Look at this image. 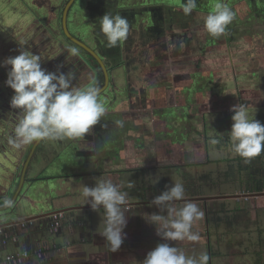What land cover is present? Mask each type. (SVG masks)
Returning a JSON list of instances; mask_svg holds the SVG:
<instances>
[{"label": "rangeland", "instance_id": "rangeland-1", "mask_svg": "<svg viewBox=\"0 0 264 264\" xmlns=\"http://www.w3.org/2000/svg\"><path fill=\"white\" fill-rule=\"evenodd\" d=\"M58 1L60 0H14V2H11V0H0V36L6 39L5 45H0V57H2L3 54L5 57L2 58L5 59L7 55L10 57L15 56L19 54V50H25L40 56L43 69L49 72H56L57 74L63 72L64 67L69 69L75 66L78 70L77 81H79V84L82 82L85 86V84L88 82L90 83L92 79L91 71L88 67L89 65L87 64V66L80 60V56L85 60L86 55L79 51L77 55L70 53V48H76L78 50V47L66 40L61 34V22L58 21V18H55L56 16L54 17L52 15L56 11V7L53 5L56 2L58 3ZM145 1L146 0H80L69 18V30L73 35L82 39L91 47L100 48L101 54L99 55L105 59L104 62L106 61L112 69L111 77L115 80V86H117L118 89L124 88L126 90V85L130 86V88L138 85L144 86L148 84V81H150L149 84L153 83L157 85L159 81L163 80L161 75L166 78L170 74V71L164 69L167 68L165 66L166 63L169 65L171 57L160 52L163 51L162 46H164L163 41L165 40L159 43L158 41L151 40L152 38L145 37L143 40L138 38L137 41H134L131 40V30L128 29L126 38L121 41H126V43L120 44V42H118L115 47H108L106 39L99 31L98 21L100 18L109 12L112 15H121L120 10H124L125 6L130 5L132 9L136 11V22H134V24L136 26L140 25L142 31L147 34L148 31L140 22L142 18H144L145 21L148 19V23L146 22L147 26L151 24L150 15L148 17V14L143 10L144 7L140 6V4H144ZM159 1L161 2L160 5L164 8V14L170 10L180 12L179 9L173 6H179L177 4L184 5L186 2V0ZM239 1L240 0H196V7L194 9L200 8L208 10L215 8L219 3L229 6ZM168 2L172 7L163 6ZM12 4L14 6H11ZM151 8H154V6ZM33 15L37 16V18ZM40 18H44V22H39ZM249 27L251 28V35H247L244 39L248 43L247 52L237 51L238 54L234 55L233 52H236L235 49L231 47L228 48L229 44H226V47L223 46V48L227 49L225 50L227 54H219V52H223L221 50L224 37L220 40V49L217 50V48L215 49L212 46L207 47L210 50V53L207 54L209 60L207 63L209 66H212V60L216 56H222L225 60L222 64L218 65V67L213 68L212 71H206L208 79L214 83L218 81V83L216 82V84H218L216 91L230 88L229 91L235 92L237 98L240 100L241 95L244 94L241 93L243 91L241 82L248 85H251V83L249 78L240 81L237 78L239 76H255L259 74L257 73L259 69H263L264 72V26L260 25L258 20H255ZM92 32L100 37L96 39L91 35ZM133 38L135 39L134 36ZM166 38L172 47L182 38L181 32L168 33ZM98 41L100 42L98 43ZM154 42L160 45L158 44V46ZM133 45L140 48L142 52H140L139 49L136 53L132 48ZM4 47L8 48V50H4ZM142 49L145 50L143 51ZM253 59L257 61V65L253 66L252 69L248 68L247 65H249V60ZM218 61L219 63L221 62L220 59H218ZM229 63L232 64V66H230ZM182 73L184 76H188L191 71L187 70ZM210 73L213 74L211 79ZM186 79L187 77H185L184 81L182 79L180 84L189 86L191 82L189 80L186 81ZM208 79L202 86H200V84L197 87V89L202 88V92L198 90V92L196 91L192 95L185 91L174 92V105L176 106L174 110L178 112L177 116H180V118L177 119V117H174V120L173 117L170 116L167 119L169 123V129H167V131L171 132V141H166V144L167 142L169 144V142H175L179 137L173 135L175 132L179 134L184 130V126L182 125V109L184 107L192 105V108L204 107L207 111L217 112L215 114L218 116L215 117V114H211L207 120V127L205 129L202 128L207 134V144L212 150H208L206 146V155L200 156L196 161H192L193 163L188 165L190 167L189 171L186 163L184 166L182 161L177 163L175 155L170 160H166L167 154L165 153L159 156L158 151H156V145H149L147 150L140 149L139 152L141 154L136 153L127 145L128 139L124 143V150L120 148L122 143L120 144L121 141L118 143V140L114 141L119 145L113 143V147H109L106 150L98 146V150L106 151L103 153L102 159V155L100 152L96 153V150L91 157L87 154L86 157H84L83 154H85L86 151L77 149L76 153H79V157L82 159H76V162L73 149H75L74 145L78 144L80 142L79 139L82 138H64L56 140L46 139L39 144L30 162L27 177L35 175L56 176L57 174L75 171V168L84 171L85 167H83V165H81V167L77 166L84 163L92 164L95 158H99L101 159L99 163L103 165V170L95 172L97 175L79 179L78 183H80L81 186L83 184H88L94 187L98 178L111 179L113 183L122 186V191L128 193V200L131 204L138 203L139 201L147 202L151 199V195L154 194L158 196L171 187L174 182L179 181L183 184L185 189L184 199L193 195L205 197L210 201L215 199L213 202L209 201L208 204L195 202L203 212L202 218L196 221L192 228V231L198 234V239L195 241H189L187 239L183 241H164L157 235L155 225L147 222L144 218V214L146 213L166 215V212L160 213V209L152 205L148 207L133 205V212L131 213V211H128L125 213L127 221H129L133 213L140 211L141 213H136L137 221H141L140 224L143 229H149L146 233L140 231L131 238L143 240L153 238L156 241V246L160 243H169L170 246L182 249L187 256L198 257L200 254L206 253L209 257L208 264H260L257 258L258 254L264 249V194L261 196L256 195L259 197H252L244 194L249 193V191L252 193V190L258 183L254 178L257 179L259 174L264 173V151H262L259 156L251 158L249 162H245L243 158L232 151V142L230 138L227 137L231 131L233 124L232 115L234 113L231 111L232 108H223L220 104L214 103L212 105L208 102V100L213 97L210 90H213L214 87L212 82H208ZM203 85L206 86L203 87ZM207 85L213 87H208ZM138 88L140 89L141 87ZM160 90L163 91L162 87ZM251 90H255L252 85L249 94L251 96H249V98L254 96ZM164 93L165 91L163 94ZM102 96L103 95L98 96V99ZM221 98L224 97L222 96ZM107 99L115 100L111 95L110 98ZM238 102L239 101H237V103ZM251 103L252 100L247 104L250 118L256 119L264 124V106H258L261 103L256 105L253 104L252 106ZM8 122L9 120L6 119V117L0 118V135L6 131L5 129ZM173 123L174 125L171 126L170 124ZM177 123L180 125H177ZM176 126H178V128H176ZM219 127H221V129ZM155 131L157 132V129ZM91 132L92 131H89V133ZM122 132L127 136L130 134L128 131L127 133L125 131ZM145 140V138L142 139L143 142H145ZM212 140H216L217 143L213 144ZM162 143L164 144V142ZM32 144L21 148H15L11 144L8 145L7 150L0 153V196H2L1 194L6 190L8 194L12 192V190H8L9 183L13 184L14 181V186L19 183V176L21 175L23 165ZM71 145L73 146L71 147ZM76 146L80 147V145ZM177 151L179 150L177 149ZM111 152L114 157H111V159L115 162L111 161L110 164H107V159L105 157ZM170 153H174V149L170 151L169 154ZM97 154H99V156H96ZM176 154H178V152ZM141 157L146 159L142 160ZM208 157L212 163H208ZM199 160L203 163L198 164ZM38 165H40L39 171ZM164 165L165 168L163 167ZM85 171L89 172L92 171V169L90 167ZM185 175L191 178L194 183L189 182V178L186 179L184 177ZM199 175H201V178L198 181ZM150 180H153V182L150 183ZM69 181L74 183L75 179L69 178ZM129 181L133 182L132 187L128 186ZM149 184L151 185L149 186ZM28 185L31 186L29 182H25L19 196V202L15 205L17 206L15 208L16 210L14 209V211L9 213L8 217L14 218L15 216V218H18L28 211L29 204H27L26 201ZM71 186L72 185L68 186L70 191L82 188L76 185L71 188ZM124 188H128V190L125 191ZM29 192L28 195L30 194L35 202L38 194L37 187L35 186ZM238 193L243 194V196L239 197V201L231 198H221L239 195ZM8 194L6 196H8ZM71 194H68L69 197H76L75 194ZM182 205L183 202H175L176 207ZM23 207H26V209H23ZM49 225L50 222L48 221L43 223V227L46 229ZM30 228L31 225H29L28 228L29 233ZM200 233H203V235L205 234V237L202 238ZM126 238L128 239L129 236L126 235ZM175 243H177V245H175Z\"/></svg>", "mask_w": 264, "mask_h": 264}, {"label": "flooded vegetation", "instance_id": "flooded-vegetation-1", "mask_svg": "<svg viewBox=\"0 0 264 264\" xmlns=\"http://www.w3.org/2000/svg\"><path fill=\"white\" fill-rule=\"evenodd\" d=\"M79 1L80 0H76L73 3L69 11V14H68V22H69V18H70V15L73 9L75 8L76 4ZM11 2H14V0H11ZM68 2L69 0H60L58 1V3L56 2L57 4L55 3L53 5L54 7H56V11L52 15L54 17L56 16L55 18H58V21L61 22L60 23L61 24L60 25L61 34L63 30L62 29V15H63L64 8ZM160 3L161 2L159 0H146L144 4H140V6L144 7L143 8L144 12L148 14V17L150 15V18H151V24L150 25L148 24V26L146 24L148 19H146L145 21V19L142 18V21H140L142 23V26L145 27L146 30L148 31L147 34H145L144 31H142V27L140 25L136 26L134 24V22H136L135 21L136 11L132 9L130 5L125 6L124 10L123 9L120 10L121 11L120 16L128 20L129 30H131V34H132L131 40L137 41L138 38L143 40V38L145 37L152 38L151 40L158 41L159 43L165 40L163 41L164 46H162L163 51H160V52L162 54L165 53L167 56L171 57V61L169 65H167L166 63L165 66L167 68L164 69V70L170 71V74L166 78L163 75H161L163 80L159 81V84L157 85L153 83L149 84L150 81H148V84L144 86L138 85L136 87H132L133 89L130 88L129 86L126 87V90L124 88L118 89V87L115 86V80L113 79V77H111L112 69L109 67V65L105 61V64L108 68L109 75H110V84L100 94L103 96L99 98V101L102 102L106 111H105V114L102 116L100 122L97 125L93 126L92 129H90V131L92 132L86 134L84 138L79 139L80 142L76 145H80V147L74 145L75 149H73V152H74L75 160L82 159L79 157L80 154L76 153L77 149L80 151H83V150L86 151L85 154H83L84 157H86V154L91 157V155L96 150V153L100 152V154L102 155L101 156V159H102L104 155L103 153L106 152L105 150L109 147H113V143L118 144L119 141H121L120 144L122 143V146L120 148L124 150V147H125L124 143L128 139L127 145H129L131 150L135 151L138 154L140 153L139 152L140 149L147 150V147L149 145L150 146L156 145V151H158L159 156H161V154H164V153L167 154L166 160L172 159L173 156L175 155L176 156L175 160L177 161V163H179L181 160H183V158H186L189 161V163L186 164V166L188 167V171H189L190 167L188 165H190V163H193L192 161H196V159L199 158L200 156L206 155V146L208 150H212L209 148V145L207 144L208 137H207V134L202 130V128L205 129L207 127L208 125L207 120L209 116L217 112L216 111L212 112L210 110L207 111L205 110L204 107L192 108L191 107L192 105H187L186 107L182 109V120H183L182 125L184 126V130L181 131L179 134L177 133L174 134V136H179L180 138L178 137L175 140V142H172V143L169 142V144L167 142L166 144V141L168 140L171 141L170 139L171 132L167 131V129H169V125H168L169 123L167 121L168 117L171 116L173 117L174 120H175L174 117H177V119L180 118V116H177L178 112L174 110L176 108V106L174 105L175 104L174 103V92L176 91L186 92L189 89L191 90L195 89V92L196 91L198 92V90L202 92V88L197 89V87L200 84H201L200 86H202V84H204V82L207 81L208 75L206 71L207 70L212 71L213 68L218 67V65L222 64L225 61L222 56H219V57L216 56L212 60V63H213L212 66H209L207 63L209 62L207 58V54L210 53L209 52L210 50L207 47L212 46L215 49L217 48V50L220 49L221 47L220 40L223 37H224V42H223L222 50H221L223 52H219V54L220 53L227 54V51L225 52V50L227 49L223 48V46L226 47V44H229L228 48L231 47L235 49L236 52L232 51L234 55L238 54L237 51L239 52L248 51V47H247L248 43L244 39L245 37H247V35H251V28L249 27V25L253 21L258 20V23L264 26V0H240L237 3H233L227 6L235 13V17L232 20V22L226 26L225 31L218 36H212L211 34H208L204 30V18L207 15L214 13L216 11V7L212 9H208V10H203L200 8L193 9L191 14L186 15L182 10L183 4L182 5L177 4L179 6H173V7L179 9L180 12L175 11V10H170L169 12L164 14V11H163L164 8L160 5ZM219 4L225 5L223 3H219ZM11 6H14V5L12 4ZM153 6L154 8H151ZM158 6H161V7H158ZM163 6L172 7L169 2L165 3V5ZM35 17L37 18V16ZM39 22H44V18H40ZM68 27H69V23H68ZM167 32L169 34L181 32L182 38L178 42H176L175 45L171 47V44L167 41V38H166L168 34ZM91 35L94 36L96 39L100 37L99 35L96 36L93 32L91 33ZM133 36L135 37V39L133 38ZM65 38L69 42L76 45L78 47L79 52H83L86 55L85 60H83L82 56H80L81 57L80 60L83 61L86 65L87 64L89 65L87 66L89 67L91 71V76H92L90 83L88 82L84 86L82 82L79 84L78 83L79 81H77V77H78L77 71L78 70L76 69L75 66H72L69 69L64 67L63 72L65 74L68 73L69 71L74 74V79L72 81V87L84 88L87 86L94 85L100 90L104 85V78L97 64V61L93 59L87 53V51H85L80 46H78L77 44L69 40L66 36ZM80 40L83 41L82 39ZM5 42H6V39L0 36V45L4 46ZM99 42L100 41H98V43ZM123 43H126V41L125 42L120 41V44H123ZM154 43L156 45L159 44L156 42ZM86 44L89 47H91L88 43ZM132 48L134 49L136 53L140 49L138 47H135L134 45L132 46ZM5 49L8 50V48L4 47V50ZM91 49H93L96 53L101 54L99 47H91ZM142 50L144 51L145 49H142ZM140 52H142L141 49H140ZM2 57H5V56L2 54ZM2 57H0V64H2V62L5 60ZM7 57H10V56L7 55ZM218 59L221 60L220 63ZM229 65L232 66V64L230 63ZM255 65H257V61L253 59V60H249V65H247V67L252 69L253 66ZM9 68L10 66L7 68L0 66V118L6 117V119L9 120L8 125H6V129H5L6 131H4L2 135H0V153L7 150L8 145H11V143L8 141H10L14 137V129L17 123L19 122V119L21 118V111L18 109H12L10 106V100L14 94V91L10 87L6 86V83H5V81L7 80V72ZM187 70H190L191 73L188 74V76H184L182 72L187 71ZM258 71L259 72L257 73L259 74L255 76H239L238 78L236 77L239 81L249 78L251 85L255 88V90H251L253 91L252 93L254 96L252 95L253 97L249 98V96H251L249 95L251 85L241 82V86L243 88V91L241 93H244L243 95H241V100L237 98L235 92L229 91L230 88L216 91L217 90L216 87L218 86L216 82L218 83V81L214 83L213 81L208 79L209 80L208 82L209 83L212 82L214 85V87L211 85H207L208 87H213V90H210V92H212L213 97L212 99H209L208 102L212 105L214 103L220 104L222 105L223 108H233V106L238 105V104H244L248 106L247 104L249 103L250 100H252V103H251L252 106L253 104L256 105L260 103L261 104L258 106H264V72H263V69H259ZM212 76L213 74L210 73V79ZM185 77H187L186 81L189 80L191 82L189 86L180 84L181 80L183 79L184 81ZM205 86L206 85H203V87ZM138 87H141V88L139 89ZM161 87L163 91L160 90ZM164 91L165 93L163 94ZM110 95L112 98H115V100L107 99V98H110ZM222 96L224 98H221ZM210 101H212L213 103ZM237 101L239 102L237 103ZM114 111H116L115 113L117 114L113 113ZM217 116L218 115L215 114V117ZM117 122H122V123L118 124ZM173 125L174 123L172 124V126ZM177 125H180V124L177 123ZM176 128H178V126H176ZM156 129H157V132L155 131ZM122 131H125L126 133L128 131L130 132V134L127 136ZM167 132H169V134H166ZM144 138L146 139L145 142L142 141V139ZM114 140L116 141L118 140V143H115ZM162 142H164V144ZM177 142L179 144H177ZM34 143L35 142H33L31 149ZM72 146L73 145H71V147ZM98 146H101V148L105 150L104 151L98 150L97 148ZM173 149H174V153L169 154V152L172 151ZM177 149L179 151H177ZM175 151L176 153L178 152V154H176ZM112 152L110 154L108 153L107 156L105 157L107 159V164H110L111 161L115 162L114 160L110 159L111 157H113ZM96 156H99V154H97ZM101 159L99 158L94 159V161L92 162V166H91L92 170H94L98 164L101 165V167L103 166L101 163H98L100 162ZM141 159L145 160L146 158L141 157ZM200 161L201 160H199L198 164L203 163ZM207 161L208 163H212L209 160V157ZM170 164H167V165H170ZM88 167L86 169H88ZM163 167L165 168V166ZM73 172L74 171L69 172V173H63L62 175H64L65 176L64 178L67 179V178H70L69 176H71ZM89 172L95 173L96 171L95 172L89 171ZM167 175H170V174H167ZM54 177H57V176H54ZM184 177L186 179L189 178L187 177V175H185ZM200 178H201V175H199L198 181L200 180ZM152 182L153 180H150V183ZM189 182L194 183L191 178H189ZM64 183L67 184V182H64ZM18 184L14 186L15 185L14 181H13V184L9 183L8 190H12V192L8 194L6 190L4 193L1 194L2 196H0V206L4 204V200L6 199L11 200V198L13 197L18 187ZM50 184L54 185V187L56 185L52 183ZM150 185L151 184H149V186ZM59 187L61 188V186L56 185V188L59 189ZM7 194L8 196H6ZM42 197L43 196H41L38 193L35 199V202H34V199L32 198V196H30V194L27 195L26 201H27V204H29L28 209L30 207H40L41 205H39V201L40 199H42ZM204 198L205 197H198V195H193L187 199L176 201V202L184 203L185 201H191V202H198L200 204H208L210 200L204 199ZM214 200H211L210 202H213ZM133 205L134 204H131V207L129 208V210L132 208ZM16 207L17 206H15V208ZM23 209H26V207H23ZM57 232H59V230ZM200 234L202 238L205 237V234L204 235L203 233H200ZM175 245H177V243H175Z\"/></svg>", "mask_w": 264, "mask_h": 264}, {"label": "clouds", "instance_id": "clouds-1", "mask_svg": "<svg viewBox=\"0 0 264 264\" xmlns=\"http://www.w3.org/2000/svg\"><path fill=\"white\" fill-rule=\"evenodd\" d=\"M195 7L196 0H186L182 10L188 15ZM234 17L235 13L230 8L217 4L216 11L204 18V30L212 36H218ZM98 23L108 47H115L127 36L128 20L120 15L109 12ZM69 51L74 55L78 53L76 48H70ZM0 66H10L5 81L6 86L14 91L10 106L21 111L14 137L9 141L15 148L46 139L84 138L105 114L96 86L72 87V72H49L42 68L40 56L34 53L19 50L18 55L5 58ZM231 111L234 113L229 132L232 151L249 162L264 151V124L250 118L248 107L244 104L233 106ZM212 143L217 141L212 140ZM128 186L132 187L133 182L129 181ZM121 187L111 179L98 178L94 187L83 185L81 191V196L93 211L100 212L103 209L99 233L106 239L112 252L118 251L126 238L124 229L128 222L125 215L129 211L128 193L122 191ZM184 196L183 184L176 181L151 202L160 209V213L166 212V215L144 214L145 220L155 225L157 235L164 241L198 239V234L192 228L202 218L203 212L191 201L176 207L175 202L184 200ZM4 204L12 206L13 201L6 199ZM208 260L206 253L198 257L187 256L178 247L160 243L148 252L142 264H208Z\"/></svg>", "mask_w": 264, "mask_h": 264}, {"label": "crops", "instance_id": "crops-1", "mask_svg": "<svg viewBox=\"0 0 264 264\" xmlns=\"http://www.w3.org/2000/svg\"><path fill=\"white\" fill-rule=\"evenodd\" d=\"M126 87H128V85H126ZM190 90L191 89L187 90L186 92L191 95L195 93V89H192L191 91ZM115 112L116 111L113 113ZM170 125L172 126V124ZM219 128L221 129V127ZM166 134H169V132ZM227 138L230 137L228 136ZM177 144L179 143L177 142ZM181 161L183 162V166L185 163H189L186 158H183ZM81 165H83L85 169L88 166H92L91 163H84L77 167H81ZM102 167L98 164L95 167L98 169H94L92 171H102ZM39 169L40 165H38V171ZM73 173L76 174V176H71L70 179H75L74 183H71L69 178H59L58 175L62 174H57V177L43 176L45 178L39 180L38 182H29L31 186L28 185L27 195L30 193L29 191L36 186L38 193L43 196L39 201V205L41 206L30 207L27 212L18 217L27 218L49 210L51 212H63L62 210H64V219L62 221V228L59 230V233L51 234L48 230L49 226L53 222V219H55L51 216L37 219L29 223L3 228L4 232L8 235L16 236L18 238V242H9L6 245H0V256L16 254L17 252L25 249L34 251L39 247L45 246L47 249L43 251L42 258L32 257L24 264H142V261L145 259L148 252L156 247V241L153 238H148L146 240L131 238L140 231L146 233L149 230L147 228L143 229L142 225L140 224L141 221H137L136 213L141 212L138 211L133 213V215L130 217V220L127 222L124 232L129 236V239L125 238L121 248L116 252H112L110 247L107 245L106 239L99 233L102 228L101 222L103 209L101 208L100 212L93 211L90 204H86L85 199L81 196L82 188L73 191H70L68 188L70 185L73 187L75 185L82 187L84 184L81 186V184L78 183L79 179L97 174L90 173L85 170L83 171L79 168H75ZM35 176L28 178H33ZM254 180L257 182L261 181L263 191H261V193L255 191H252L251 193L249 191L247 194H264V173L259 174L257 179L254 178ZM64 182H67V184ZM50 183L61 186V188L59 187L58 189L55 185L56 189H54V185H51ZM86 186L89 185L86 184ZM124 190L126 191L128 188H124ZM71 193L75 194L76 197H69L68 194ZM241 195L243 196V194H239L238 196ZM156 196L157 195L153 194L150 197L151 199L147 202L139 201L138 203L136 202L133 204L148 207L149 205H152L151 202ZM231 199H235L236 201L240 200L239 197H232ZM129 211L132 213L133 209L131 208ZM45 221L50 222V225L47 227V229L43 227V223H45ZM29 225H31L30 233L28 232ZM257 261L260 262V264H264V249H262V252L258 254Z\"/></svg>", "mask_w": 264, "mask_h": 264}, {"label": "water", "instance_id": "water-1", "mask_svg": "<svg viewBox=\"0 0 264 264\" xmlns=\"http://www.w3.org/2000/svg\"><path fill=\"white\" fill-rule=\"evenodd\" d=\"M75 1L76 0H69V2L67 3V5L64 8L63 15H62V29H63V32H64L65 36L69 40H71L72 42H74L75 44L80 46L82 49L87 51V53L93 59H95L97 61V64H98V66L100 68V71L102 72L103 78H104V85L98 92V95H100L110 84L109 71H108V68H107L104 60L102 59V57L98 53H96L93 49H91V47H89L85 42H83L80 39H78L77 37H75L69 30V27H68V14H69V11H70V9H71V7H72V5H73V3ZM42 141L43 140L36 141L34 143L32 149H31V151H30V153H29V155H28V157H27V159H26V161H25V163L23 165L18 187H17L13 197L11 198V201H13L12 206H6L5 204L0 206V228L14 226V225H18V224L29 223L31 221H35L37 219H42V218H47L49 216L55 218V219H53L52 224L48 228V230L50 231L51 234H58L59 233V232H53L52 231V229L54 228V226H55V224L57 222L59 223L58 230H61V228H62L61 227L62 226V221L64 219L63 215L65 213L64 210H62L63 212H51L49 210V211H46L44 213L35 214V215H33L31 217H27V218H15V216H14V218L9 217V219H12V220L1 222V221H3L4 217H8V214L11 213L12 211H14L15 205L19 202L20 193H21V191L23 189V186H24V184H25V182H26V180L28 178L27 177V172H28V168H29L30 162H31V160H32V158H33V156H34L39 144ZM244 195L256 196V195H261V194L253 193V194H244ZM232 197H240V196L233 195V196H226V197H221V198L224 199V198H232ZM204 199H207V198H204ZM7 211H9V212H7ZM5 212H7V213H5Z\"/></svg>", "mask_w": 264, "mask_h": 264}, {"label": "built area", "instance_id": "built-area-1", "mask_svg": "<svg viewBox=\"0 0 264 264\" xmlns=\"http://www.w3.org/2000/svg\"><path fill=\"white\" fill-rule=\"evenodd\" d=\"M127 207L130 208L131 204L128 202ZM59 228V223L57 222L52 229L53 232H57ZM9 242H18V238L16 236L8 235L4 232L3 228H0V245H6ZM47 248L45 246L39 247L36 250H22L17 252L16 254H8L4 256H0V264H24L32 257L42 258L43 251Z\"/></svg>", "mask_w": 264, "mask_h": 264}, {"label": "trees", "instance_id": "trees-1", "mask_svg": "<svg viewBox=\"0 0 264 264\" xmlns=\"http://www.w3.org/2000/svg\"><path fill=\"white\" fill-rule=\"evenodd\" d=\"M62 35L65 37V35L63 34V30H62ZM71 176L74 177V176H76V174L73 173V174H71ZM71 176H69V177H71ZM58 177L59 178H64L65 176L64 175H58ZM44 178L45 177H43V176H35L33 178H27L26 182L28 181V182L34 183V182L39 181V180L44 179ZM261 184H262L261 181H258L257 185L254 187V189L252 191H255V192H261V191H263V188H262V185ZM7 212H9V211H7ZM7 212H5V213H7ZM9 220H12V219H9V217H7V218L4 217L3 221H1V222L9 221Z\"/></svg>", "mask_w": 264, "mask_h": 264}, {"label": "bare ground", "instance_id": "bare-ground-1", "mask_svg": "<svg viewBox=\"0 0 264 264\" xmlns=\"http://www.w3.org/2000/svg\"><path fill=\"white\" fill-rule=\"evenodd\" d=\"M6 228V227H5Z\"/></svg>", "mask_w": 264, "mask_h": 264}]
</instances>
